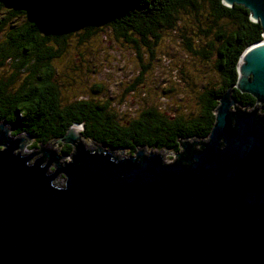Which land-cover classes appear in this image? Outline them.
<instances>
[{
    "label": "water",
    "instance_id": "95a60500",
    "mask_svg": "<svg viewBox=\"0 0 264 264\" xmlns=\"http://www.w3.org/2000/svg\"><path fill=\"white\" fill-rule=\"evenodd\" d=\"M223 2L264 30V0ZM234 88L264 105V39L242 53L209 139H179L171 163L96 151L75 125L26 153L0 123V264H264V114L240 110ZM57 142L74 145L72 161Z\"/></svg>",
    "mask_w": 264,
    "mask_h": 264
},
{
    "label": "trees",
    "instance_id": "16d2710c",
    "mask_svg": "<svg viewBox=\"0 0 264 264\" xmlns=\"http://www.w3.org/2000/svg\"><path fill=\"white\" fill-rule=\"evenodd\" d=\"M2 30L0 123L13 129L12 135H27L38 149L81 125V141L96 151L121 149L135 157L154 148L180 152L179 139L201 149L197 143L210 136L218 98L237 82L242 53L264 39L261 23L251 19L244 5L231 7L223 0H0ZM106 30L136 53L143 68L137 81L152 68L163 45L191 58L196 65L191 70L202 69L198 75L211 67L221 77L220 86L198 97V111L175 117L149 106L122 120L108 99L95 103L81 96L64 101L57 59L73 40L83 46L90 36ZM188 69L186 63L178 68L183 81ZM104 89L95 83L91 91L101 94ZM233 96L257 112L252 95L234 88ZM74 152V145L61 142V154Z\"/></svg>",
    "mask_w": 264,
    "mask_h": 264
},
{
    "label": "rangeland",
    "instance_id": "374dc122",
    "mask_svg": "<svg viewBox=\"0 0 264 264\" xmlns=\"http://www.w3.org/2000/svg\"><path fill=\"white\" fill-rule=\"evenodd\" d=\"M5 34L6 30L0 31V40L5 37ZM113 36L112 32L107 30L99 31L90 36L83 46H78L73 40L67 50L57 59L55 65L58 69L60 83L64 87L61 93L64 101H72L81 96H88L95 103H103L108 99L118 113L119 119L122 120L133 119L135 115L138 116L149 106H156L167 115L175 117L176 114L189 115L191 112L198 111V97L208 89L220 86L221 77L219 74L216 75L211 67L206 68L207 74L198 75V71L202 72V69L195 67V71L191 70L196 66L192 64L191 58H186L187 55L183 52L178 53L175 50L164 48L163 45L159 46L157 59L153 60L152 68L145 71L141 80L137 81L143 69L140 60L132 49L116 42ZM185 63L190 69L186 71L188 75L183 81L178 68ZM85 70L89 71L83 75ZM95 83L104 85L103 93L91 91ZM132 85L134 88L130 89ZM255 104V109L258 108L257 114H264V105L260 102ZM237 107L239 109L241 107L242 111L246 108V112L253 110V107L250 109L240 103ZM233 110H236L234 106ZM75 126L80 130L79 132L82 131L83 126ZM12 131L13 129L10 131L11 137ZM22 136L28 139L24 152L32 153L41 150L40 147L32 148L33 142L27 135ZM83 142L87 146L91 145L90 142ZM52 149L61 154V142L55 143ZM181 149L184 150L182 146ZM117 151V155L122 153L121 149L110 152ZM148 151H162L167 163L173 162L177 154L182 153V151L174 152L157 148L153 151L148 149ZM39 156L41 153L36 154L34 158ZM121 157L130 156L123 153ZM65 160L72 161L71 155H65L62 161ZM51 169L54 170V167L52 166ZM57 181L64 182V176L60 175Z\"/></svg>",
    "mask_w": 264,
    "mask_h": 264
},
{
    "label": "flooded vegetation",
    "instance_id": "af4514ba",
    "mask_svg": "<svg viewBox=\"0 0 264 264\" xmlns=\"http://www.w3.org/2000/svg\"><path fill=\"white\" fill-rule=\"evenodd\" d=\"M236 100H237V99H236ZM181 146H182V145H181V143H180V145H179L180 149H179V150L182 151V153H183L184 150L181 149ZM145 149H146V148H145ZM163 150H164V149H163Z\"/></svg>",
    "mask_w": 264,
    "mask_h": 264
}]
</instances>
